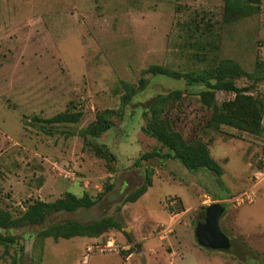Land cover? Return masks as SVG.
Masks as SVG:
<instances>
[{
  "label": "rangeland",
  "instance_id": "374dc122",
  "mask_svg": "<svg viewBox=\"0 0 264 264\" xmlns=\"http://www.w3.org/2000/svg\"><path fill=\"white\" fill-rule=\"evenodd\" d=\"M226 60L242 68L236 85L251 86L245 93L264 105V11L228 12L224 0H0V209L19 215L65 192L97 201L13 230L22 238L8 250L0 245V264H13V257L17 264H169L163 253L200 247L196 224L202 207L216 201L225 207L220 225L232 243L226 254L236 264H264V106L256 102L259 131L213 127V109L200 94L205 84L144 73L150 65L198 72ZM141 77L148 84L122 106L125 84L138 85ZM177 89L182 98L166 105L167 116L188 141L207 143L221 175L190 171L177 159H141L167 151L142 130L145 106ZM235 94L219 91L216 100ZM105 109L117 111L114 125L91 141L113 155L109 161L78 134L49 136L24 121L79 111L81 120L69 126L78 130ZM148 178L146 192L126 202ZM106 216L121 229L59 240L37 235L55 222ZM140 236L152 238L158 252L146 244L129 253ZM108 241L120 247L104 249ZM183 249L180 263L197 264L194 252Z\"/></svg>",
  "mask_w": 264,
  "mask_h": 264
},
{
  "label": "trees",
  "instance_id": "16d2710c",
  "mask_svg": "<svg viewBox=\"0 0 264 264\" xmlns=\"http://www.w3.org/2000/svg\"><path fill=\"white\" fill-rule=\"evenodd\" d=\"M225 9L228 12H238L241 9H255L264 11V2L261 0H224ZM145 74L155 75H171L179 77L183 75L188 86L206 85V89L201 91L202 103L204 106L213 109L210 125L218 127L220 124L234 125L239 128H250L259 131L262 118V109L257 107L259 102L264 106L262 101H258L245 92L251 90L249 87H238L236 79L242 75L241 66L231 60L220 61L214 67L207 68L203 71L179 73L170 71L162 65H150ZM149 79L141 77L139 84L126 83V92L121 95L122 106L128 105L133 96L143 90L148 84ZM223 91L226 93H236L234 98L224 100L218 104L217 93ZM183 91L181 89L173 90L165 94L154 97L144 108L146 117L145 124L142 127L143 132L155 138L162 148H166V152L161 150L147 151L142 154V160H150L158 157L161 159H177L188 170L195 171L205 168L216 175H221L222 167L212 157L208 145L204 141H188L178 130L175 129L173 123L167 116L166 105L174 100L181 99ZM117 111L105 109L99 111L94 120H92L85 128L73 130L69 127L77 124L82 117L81 112L61 111L49 118H41L34 116L31 119L24 118L25 124L35 127L42 133L53 136L57 133L73 136L78 134L82 137L84 145L92 144L94 152L109 161L113 159V155L103 146L93 144L91 140L100 138L105 132L109 131L114 123L111 117ZM249 118H252V126L249 124ZM250 126V127H248ZM138 161L135 165H138ZM148 178L145 183L128 195L126 202H134L146 192L151 185ZM113 185H107L105 193L112 190ZM96 200L88 194L76 196L72 192H65L59 198L53 201L36 200L29 204L26 210L19 214L13 215L5 209H0V245H4L8 250L9 247L18 243V239L22 238L20 234H13V230L22 229L30 225L42 223L47 216L60 211H76L79 209L91 208L96 204ZM203 210L206 208L202 207ZM121 229L120 223L113 216H106L90 221L65 220L50 224L40 229L37 235L42 238H53L59 240L61 238H73L77 236L97 237L110 229ZM125 234H128L125 232ZM129 235V234H128ZM136 248L132 246L129 253ZM19 260L13 257V264H17Z\"/></svg>",
  "mask_w": 264,
  "mask_h": 264
},
{
  "label": "water",
  "instance_id": "95a60500",
  "mask_svg": "<svg viewBox=\"0 0 264 264\" xmlns=\"http://www.w3.org/2000/svg\"><path fill=\"white\" fill-rule=\"evenodd\" d=\"M225 212L224 205L213 202L201 212L195 228V234L200 246L214 250H228L231 247L230 238L221 229L220 220ZM126 232L130 231L127 227ZM137 250H141L139 243L135 244Z\"/></svg>",
  "mask_w": 264,
  "mask_h": 264
},
{
  "label": "crops",
  "instance_id": "0c3cea01",
  "mask_svg": "<svg viewBox=\"0 0 264 264\" xmlns=\"http://www.w3.org/2000/svg\"><path fill=\"white\" fill-rule=\"evenodd\" d=\"M227 235V234H226ZM228 236V235H227ZM182 237V236H180ZM145 240V242L143 241ZM231 241V239H230ZM135 242L141 243V249L144 251L146 244L150 247V249L158 252L159 248L152 246L153 239L148 237H136ZM172 242V241H170ZM136 244V243H135ZM129 245V244H128ZM180 243H178V246ZM187 248V251L190 253L194 252L197 264H236L234 260L230 258L229 255L226 254L224 250H214L208 249L205 247H187L188 245H183ZM183 246H179L178 248L173 249L171 252L163 253V258H167L169 264H181L180 262L186 260V252L183 249ZM128 247V246H127ZM232 247V243H231ZM140 251V250H139ZM180 251V253H179ZM182 252L184 254H182ZM132 253V252H131ZM178 260V261H177Z\"/></svg>",
  "mask_w": 264,
  "mask_h": 264
},
{
  "label": "built area",
  "instance_id": "2783aa9c",
  "mask_svg": "<svg viewBox=\"0 0 264 264\" xmlns=\"http://www.w3.org/2000/svg\"><path fill=\"white\" fill-rule=\"evenodd\" d=\"M169 229H171V227H169ZM169 229L167 231H170ZM104 247H105L104 249H112V248H119L120 246L114 245L113 241H108ZM89 250L93 251L91 250V248H89Z\"/></svg>",
  "mask_w": 264,
  "mask_h": 264
}]
</instances>
